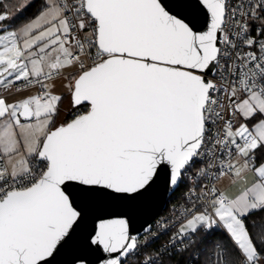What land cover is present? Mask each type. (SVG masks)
<instances>
[{
    "label": "snow or ice",
    "instance_id": "1",
    "mask_svg": "<svg viewBox=\"0 0 264 264\" xmlns=\"http://www.w3.org/2000/svg\"><path fill=\"white\" fill-rule=\"evenodd\" d=\"M10 19L0 264H264V0H40ZM169 191L170 215L133 228L131 207Z\"/></svg>",
    "mask_w": 264,
    "mask_h": 264
},
{
    "label": "water",
    "instance_id": "2",
    "mask_svg": "<svg viewBox=\"0 0 264 264\" xmlns=\"http://www.w3.org/2000/svg\"><path fill=\"white\" fill-rule=\"evenodd\" d=\"M189 14L194 19V22L198 29H204L205 15L202 11L199 13L193 12V10H188ZM172 194L171 191L166 193L163 198H154L152 200L141 201L136 205L132 206L130 209V215L132 220V227L139 230L145 224L146 221H152L153 218L165 207L167 198ZM120 210V206H110L103 208L95 212L89 219L85 228L91 227V220L95 218V215H107L109 212ZM135 234V233H134ZM77 251L65 250L59 256H57L54 264H72L74 256ZM79 254H84L88 256L91 264H99L97 254L94 252H79ZM107 257V254H103Z\"/></svg>",
    "mask_w": 264,
    "mask_h": 264
},
{
    "label": "rangeland",
    "instance_id": "3",
    "mask_svg": "<svg viewBox=\"0 0 264 264\" xmlns=\"http://www.w3.org/2000/svg\"><path fill=\"white\" fill-rule=\"evenodd\" d=\"M26 0H8L7 2L4 3V10L3 11H7L11 17L10 20L6 21L5 24L6 26L11 30V29H16L18 27H20L23 23L25 22H22L21 25H17V20L24 14V10L23 11H20L19 10V7L18 5L20 4H23L25 3ZM40 7L37 8V10L39 9ZM36 15V14H35ZM63 83L62 80L60 79H57L55 81V85H61ZM59 87V86H57ZM55 93L59 94V91H56L54 90ZM60 93H61V90H60ZM69 110V108H68Z\"/></svg>",
    "mask_w": 264,
    "mask_h": 264
},
{
    "label": "crops",
    "instance_id": "4",
    "mask_svg": "<svg viewBox=\"0 0 264 264\" xmlns=\"http://www.w3.org/2000/svg\"><path fill=\"white\" fill-rule=\"evenodd\" d=\"M8 0H0V4H2V7H1V10L0 11H3L4 10V3L5 2H7ZM10 1V0H9ZM36 1H38V5L40 6V0H32V3H31V5H33ZM30 7V6H29ZM28 7V8H29ZM28 8H26L25 10H24V14L26 13V11H27V9ZM23 14V15H24ZM22 15V16H23ZM21 16V17H22ZM20 17V18H21ZM19 18V19H20ZM18 19V20H19ZM17 20V21H18ZM26 22V21H25ZM17 25H21L22 24V22H17L16 23ZM66 83V81H63V83L61 84V85H56L55 86V91H56V89H57V91H59V93H60V90H61V92H63V95H64V99H63V102H62V104H61V119H65L66 118V113L68 112V108L70 107V105H69V100H68V93H67V90L64 88V84ZM57 86H59V87H57ZM248 179L249 180H251L252 179V173H249V175H248ZM250 186V185H249ZM220 187L222 188V190H223V185H220ZM241 187H243V185L242 184H236L234 187H232L231 188V190L232 191H237V190H239V188H241Z\"/></svg>",
    "mask_w": 264,
    "mask_h": 264
},
{
    "label": "trees",
    "instance_id": "5",
    "mask_svg": "<svg viewBox=\"0 0 264 264\" xmlns=\"http://www.w3.org/2000/svg\"><path fill=\"white\" fill-rule=\"evenodd\" d=\"M38 7H40L39 5H38V1H36L33 5H31L28 9H27V11H26V13L17 21L18 23L19 22H25V21H27L29 18H31V17H33V16H35V14L37 13V8ZM0 10H1V7H0ZM67 118V117H66ZM181 191H182V189H181ZM180 194V192H176L175 193V195L176 196H178ZM169 198H174V196H173V193L169 196ZM260 216H264V213H257V214H255V218H258V217H260ZM251 219V218H250ZM215 237V239H218V238H220L221 236H222V234L221 233H215V235H214Z\"/></svg>",
    "mask_w": 264,
    "mask_h": 264
},
{
    "label": "built area",
    "instance_id": "6",
    "mask_svg": "<svg viewBox=\"0 0 264 264\" xmlns=\"http://www.w3.org/2000/svg\"><path fill=\"white\" fill-rule=\"evenodd\" d=\"M230 2H231V0H230ZM209 78H211V76H209ZM0 93H2V90H0ZM3 94H6V93H3ZM182 191H183V189H182ZM175 203H177V201L174 199V198H172V200H171V202H169V197L167 198V201H166V205H165V207L154 217V218H157V219H159V218H162V217H167V216H169L170 215V211H169V209L172 207V205L173 204H175ZM216 233H218V232H216ZM215 235V233H213L212 235H210L209 236V239H215L214 236ZM164 239H167V237H165ZM185 264H187V261L185 262ZM201 264H211V262L210 261H208L207 259H205V258H202V260H201Z\"/></svg>",
    "mask_w": 264,
    "mask_h": 264
}]
</instances>
